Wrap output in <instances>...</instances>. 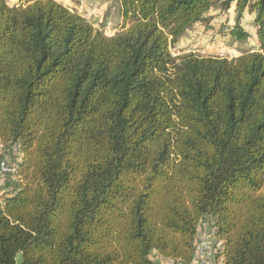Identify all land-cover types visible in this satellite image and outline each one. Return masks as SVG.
<instances>
[{
  "label": "trees",
  "instance_id": "1",
  "mask_svg": "<svg viewBox=\"0 0 264 264\" xmlns=\"http://www.w3.org/2000/svg\"><path fill=\"white\" fill-rule=\"evenodd\" d=\"M0 0V264H191L211 217L221 264H264V0H118L114 36L56 0ZM258 50L174 55L214 3ZM20 254V260L16 256Z\"/></svg>",
  "mask_w": 264,
  "mask_h": 264
},
{
  "label": "rangeland",
  "instance_id": "2",
  "mask_svg": "<svg viewBox=\"0 0 264 264\" xmlns=\"http://www.w3.org/2000/svg\"><path fill=\"white\" fill-rule=\"evenodd\" d=\"M14 5L17 0H6ZM72 12L88 19L94 29H99L105 36H114L123 30L128 23L123 21L121 6L118 0H56ZM207 16L211 19L209 27L194 24L183 36L171 46L174 55L194 52L201 56H220L235 58L243 53L258 50V41L253 23V15L248 11L240 18L238 25L249 34L245 40H237L229 31L236 22L235 4L222 10L220 4L214 3ZM20 260V254L16 256Z\"/></svg>",
  "mask_w": 264,
  "mask_h": 264
},
{
  "label": "built area",
  "instance_id": "3",
  "mask_svg": "<svg viewBox=\"0 0 264 264\" xmlns=\"http://www.w3.org/2000/svg\"><path fill=\"white\" fill-rule=\"evenodd\" d=\"M19 161L20 151L18 145L4 151L0 144V186L10 185V188H4L0 193H12L11 184L17 179ZM221 246L222 242L216 237L212 218L205 217L201 219L196 232V244L191 264L208 263L216 252L221 249ZM219 260L221 262L222 258L220 257ZM164 264H175V262L168 259Z\"/></svg>",
  "mask_w": 264,
  "mask_h": 264
},
{
  "label": "crops",
  "instance_id": "4",
  "mask_svg": "<svg viewBox=\"0 0 264 264\" xmlns=\"http://www.w3.org/2000/svg\"><path fill=\"white\" fill-rule=\"evenodd\" d=\"M4 188H10V185H7V184H5V185H1L0 186V192L2 191V189H4ZM10 193H0V197H4V196H6V195H9ZM206 264H221V262H220V260H219V258L218 259H216V257H213L211 260H209V262L208 263H206Z\"/></svg>",
  "mask_w": 264,
  "mask_h": 264
}]
</instances>
